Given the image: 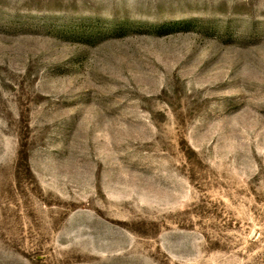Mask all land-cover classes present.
<instances>
[{
  "label": "rangeland",
  "instance_id": "1",
  "mask_svg": "<svg viewBox=\"0 0 264 264\" xmlns=\"http://www.w3.org/2000/svg\"><path fill=\"white\" fill-rule=\"evenodd\" d=\"M0 264H264V0H0Z\"/></svg>",
  "mask_w": 264,
  "mask_h": 264
}]
</instances>
